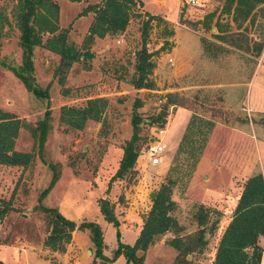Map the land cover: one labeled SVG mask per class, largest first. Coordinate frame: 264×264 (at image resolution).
<instances>
[{"label":"rangeland","instance_id":"obj_1","mask_svg":"<svg viewBox=\"0 0 264 264\" xmlns=\"http://www.w3.org/2000/svg\"><path fill=\"white\" fill-rule=\"evenodd\" d=\"M54 1L60 7V30H67L68 42L83 50L94 18L92 12H83L102 0ZM140 1L124 35L96 38L90 47L94 58H83L67 72L58 73L60 56L36 48V83L50 88V98L41 100L8 68L22 63L20 32L12 12L14 1L0 0V13L12 23L5 27L0 49L4 64L0 65V109L34 128L48 111L51 113L43 149L27 128L16 140V151L34 154L31 164L27 168L0 167V201L12 206L0 222V264H104L96 257L88 230L76 231L65 253L46 248L50 220L41 207L57 209L78 225L98 223L104 232V255L113 258L119 240L130 246L137 242L171 168L178 179L171 196L176 202L172 214L184 227L183 235L198 231L200 214L211 211V223L221 215L218 231L207 233L205 252L187 257L190 264H214L219 237L247 181L253 174L264 172V51L257 56L237 50L215 38L217 31H204L196 24L205 18L210 0ZM148 13L165 19L168 27L158 21L151 24L147 49L155 64L150 75L155 90H139L133 80ZM223 17L224 23H231L227 30L236 33L232 16ZM247 28L254 39L264 37L263 20L249 23ZM172 29L175 35L167 37ZM169 96L177 104L169 107L161 128L153 118L162 113ZM96 98L108 100L100 123L89 121L83 130L61 124L64 107H84L88 99ZM180 107L191 112L190 120L174 122L165 133ZM135 113L144 119L141 154L134 167L118 178L124 148L134 134ZM192 118L184 153L175 161ZM158 145L164 148L162 162L153 165L148 151ZM55 174L59 178L44 196ZM106 199L115 207L119 229L106 222L101 213L100 203ZM173 237L175 233L159 238L146 252L144 264H174L179 253L168 244ZM123 257L112 264H128Z\"/></svg>","mask_w":264,"mask_h":264},{"label":"trees","instance_id":"obj_2","mask_svg":"<svg viewBox=\"0 0 264 264\" xmlns=\"http://www.w3.org/2000/svg\"><path fill=\"white\" fill-rule=\"evenodd\" d=\"M12 1H14L13 17L16 28L20 32L19 44L22 50V63L14 67L8 66V68L22 81L28 92L41 100L50 98V88L43 89L36 83L34 76L36 48H43L60 56L61 63L58 73L67 72L75 63H80L83 58H94L90 47L96 38L104 39L108 36L123 35L132 20L133 9L138 4H142L140 0H102L89 7L83 12V15L92 12L94 18L85 38L84 49L79 50L68 42L69 32L60 30V7L54 0ZM219 11L220 9L216 8L215 11L207 13L203 21L196 22V24H201L204 31H211ZM223 16H232L238 30L236 33L227 30V28H231V24L221 22ZM259 19L264 21V0H226L215 24L217 33L214 36L237 50L260 56L264 51V37L260 40L256 37L254 39L247 32V24L253 25ZM153 21H158L159 25L165 24L168 27L165 19L151 13L147 14V20L142 29L143 46L137 53L136 76L133 80L139 90H155V84L150 79L155 64L152 61L153 55L147 49V39ZM6 26L11 27L12 23H9L3 13H0V49ZM166 35L173 37L175 31L172 29ZM46 36L47 39L44 40ZM0 65L4 66L1 60ZM5 68H7L6 65ZM174 100L169 96L162 113L157 118H153V122H157L161 128L166 124L169 107L177 104ZM107 105L106 98H96L88 99L84 107H64L60 122L69 128L83 130L89 121L99 123L102 121ZM50 118L51 113L48 111L45 119L40 122L38 127L34 128L22 123L13 114L0 109V167L27 168L34 159V154L15 150L20 131L27 128L36 143H39L40 149H43L50 130ZM143 121L144 119L138 113L134 114L132 119L134 134L124 148V158L117 174L118 178L134 167L141 154L140 131ZM192 125L193 118L187 126L175 161L178 160L179 155L184 153L183 147L189 139ZM58 178L59 176L55 174L53 182L50 188L44 192V196L54 187ZM166 180L167 183L162 186L153 200L152 209L135 245H125L119 240V247L115 250L113 258H107L104 255L106 248L104 232L98 223L85 221L78 225L63 216L57 209L41 207L43 213L49 217L51 229L44 246L53 252L65 253L73 239V234L78 230H88L96 246V257L101 259L104 264H112L121 256L126 258L128 264H144L145 254L149 248L159 238L169 233H175V237L168 241V244L179 253L174 264H190L187 257L194 253L203 254L205 252L209 244L206 240L207 233L214 235L218 231L221 215L211 223V211L205 215L200 214L198 231L194 234L183 235L184 227L172 214L176 202L172 200L171 196L173 188L178 183L174 168L169 170ZM0 202H2L0 205V222H2L12 210V206L11 202ZM100 208L105 221L119 229L121 223L116 216L114 205L106 199L100 203ZM203 212L204 208H201L200 213ZM120 236V232H118V237L120 238ZM262 237L264 238V175L257 172L247 181L234 214L219 237L215 249L214 264H261L264 253L260 245ZM139 252H143V255L139 256Z\"/></svg>","mask_w":264,"mask_h":264},{"label":"crops","instance_id":"obj_3","mask_svg":"<svg viewBox=\"0 0 264 264\" xmlns=\"http://www.w3.org/2000/svg\"><path fill=\"white\" fill-rule=\"evenodd\" d=\"M226 1V0H225ZM225 1L224 2H222V3H216V2H214V0H210L209 2H206V4H207V9H206V11L207 10H209L208 12H205V15L207 14V13H210V12H213V11H215L216 10V8H219L220 9V11L218 12V14H217V17L214 19V23H213V29L211 30V31H213V32H215V31H217V29L215 28V24H216V22L218 21V17H219V14L221 13V9H222V7H223V5H224V3H225ZM212 10V11H211ZM153 15V14H152ZM224 18V17H223ZM93 22V21H92ZM221 22H223L224 23V21H222V19H221ZM231 24V23H230ZM125 34V33H124ZM123 34V35H124ZM107 38V37H106ZM106 38H104V39H106ZM108 38H110L109 36H108ZM173 121H172V123H171V125L169 126V129H167V131H165V133H167V132H169L170 130H171V128H173V124H174V122H176V121H178V120H180V119H187V118H189V120H190V118H191V112L189 111V110H187V109H185V108H178V110L176 111V113L175 114H173ZM189 120H188V123H189ZM187 123V124H188ZM186 127H187V125H186ZM186 127H185V130H186ZM185 130H184V132H185ZM184 132H183V134H184ZM183 134H182V136H183ZM182 136H181V138H182ZM180 138V139H181ZM181 141V140H180ZM180 141H179V143H180ZM261 173H263V175H264V172H261ZM260 245H261V247L263 248V250H264V238L262 237V238H260ZM214 256V255H213ZM123 256H121L120 258H122ZM124 258V257H123ZM215 258V257H214ZM261 264H264V253H263V256H262V262H261Z\"/></svg>","mask_w":264,"mask_h":264},{"label":"built area","instance_id":"obj_4","mask_svg":"<svg viewBox=\"0 0 264 264\" xmlns=\"http://www.w3.org/2000/svg\"><path fill=\"white\" fill-rule=\"evenodd\" d=\"M199 0H190L189 2L196 3ZM170 63L174 65L173 60L170 59ZM164 152V148L162 146H155L151 147L148 151V154L150 155V160L152 161L153 165H159L162 162L161 155Z\"/></svg>","mask_w":264,"mask_h":264},{"label":"water","instance_id":"obj_5","mask_svg":"<svg viewBox=\"0 0 264 264\" xmlns=\"http://www.w3.org/2000/svg\"><path fill=\"white\" fill-rule=\"evenodd\" d=\"M152 196L154 197V194Z\"/></svg>","mask_w":264,"mask_h":264}]
</instances>
